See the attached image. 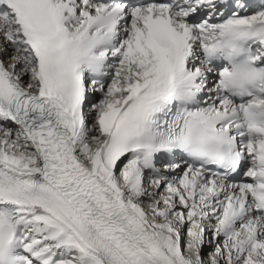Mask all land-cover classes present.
Returning <instances> with one entry per match:
<instances>
[{
    "label": "snow or ice",
    "instance_id": "1",
    "mask_svg": "<svg viewBox=\"0 0 264 264\" xmlns=\"http://www.w3.org/2000/svg\"><path fill=\"white\" fill-rule=\"evenodd\" d=\"M0 264H264V0H0Z\"/></svg>",
    "mask_w": 264,
    "mask_h": 264
}]
</instances>
